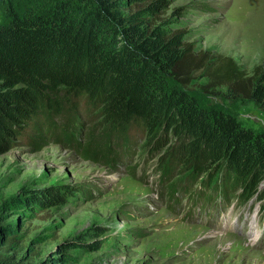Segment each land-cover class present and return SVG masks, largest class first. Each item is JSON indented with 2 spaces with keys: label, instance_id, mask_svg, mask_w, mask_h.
Masks as SVG:
<instances>
[{
  "label": "trees",
  "instance_id": "1",
  "mask_svg": "<svg viewBox=\"0 0 264 264\" xmlns=\"http://www.w3.org/2000/svg\"><path fill=\"white\" fill-rule=\"evenodd\" d=\"M29 1L32 7L1 2L0 155L22 139L35 150L62 140L82 147L85 158L124 167L122 157L131 158L143 137L148 155L165 147L166 177L186 173L167 185L168 197L177 190L187 196L199 183L196 200L214 203L217 194L231 199L238 191V200L255 196L264 206V131L201 106L190 91L201 75L210 89L225 87L231 101L251 103L264 115V69L247 74L231 58L196 53L170 20L160 19L170 0ZM94 117L103 131L87 129L80 146L73 132L80 119ZM125 170L134 175L136 167ZM61 202L58 187L11 200L40 209ZM13 245L7 237L5 251ZM77 247L86 246H62ZM0 264L23 263L0 254Z\"/></svg>",
  "mask_w": 264,
  "mask_h": 264
},
{
  "label": "rangeland",
  "instance_id": "2",
  "mask_svg": "<svg viewBox=\"0 0 264 264\" xmlns=\"http://www.w3.org/2000/svg\"><path fill=\"white\" fill-rule=\"evenodd\" d=\"M7 1L34 4L0 0V11ZM162 13L160 19L170 20L171 30L182 33L196 53L231 58L247 74L264 69V0H170ZM209 83L201 75L192 81L191 94L201 106L264 131V115L253 104L231 101L225 87L212 90ZM96 120L78 122L73 134L80 146L87 129L102 133ZM139 139L134 155L120 161L126 166L115 168L83 157L82 147L62 140L35 150L22 139L1 154L0 254L23 264H264L259 199L241 201L235 191L231 199L217 194L214 203L199 201V183L187 196L177 190L168 197L167 185L186 173L176 169L166 177L161 171L165 147L148 155L145 139ZM134 165V175L125 170ZM65 186L74 196L62 190ZM50 187H58L65 202L44 209L11 204L13 198L25 202ZM10 236L16 245L5 251ZM70 241L86 247L62 248Z\"/></svg>",
  "mask_w": 264,
  "mask_h": 264
}]
</instances>
